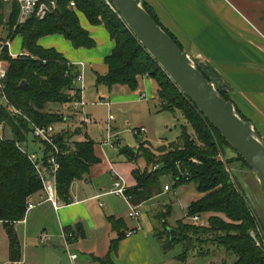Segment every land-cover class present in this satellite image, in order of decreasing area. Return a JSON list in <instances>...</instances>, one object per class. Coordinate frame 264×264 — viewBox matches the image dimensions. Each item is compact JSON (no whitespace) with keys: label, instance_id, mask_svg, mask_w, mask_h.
<instances>
[{"label":"trees","instance_id":"16d2710c","mask_svg":"<svg viewBox=\"0 0 264 264\" xmlns=\"http://www.w3.org/2000/svg\"><path fill=\"white\" fill-rule=\"evenodd\" d=\"M142 4L185 51L176 38L161 25L155 12L145 2L142 1ZM4 5V0H0V12ZM79 14L93 26L103 25L115 43L111 56L105 59L108 72L104 76H97V85H106L110 89L124 86L136 91L141 77L150 78L157 83L161 111L180 112L187 123L182 127L178 142L169 146L152 150L150 144L142 141L137 149L119 148L120 155L129 162L137 163L142 158L147 166L143 172L137 169L132 173L136 185L127 190L132 205L140 206L161 194L164 179L173 182L175 189L194 184L198 193L204 195L188 206L185 219L209 216L206 227L190 225L183 220L172 225L167 220L170 212L168 209L158 214L156 220L161 223V228L155 227L154 235L162 250L169 252L176 246H181L182 253L177 261L187 264L190 254L196 250V243L201 246L200 255H203L204 246L212 244L232 254L235 257L232 264H264V250L257 246L256 239L252 236V231L257 226L254 214L245 195L228 173L227 166L219 159L220 148L229 144L142 48L125 22L105 0H58L57 8L46 18L40 20L33 16L23 25H18L19 5L11 2L7 24L9 39L22 37L23 55L12 57L7 50L2 55L8 71L5 90L10 103L39 126L63 122L62 115L54 114L48 108L52 104L64 106L80 98L77 86L80 67L69 65L56 50L43 49L38 42L47 36L61 35L77 50L95 48L96 43L82 27ZM198 67L210 82H214L213 79L220 82L212 68ZM216 88L226 101L232 102L230 95ZM236 111L242 119L248 121L237 108ZM0 122H4L11 133L10 139L0 140V223L9 239L10 261L19 262L22 254L15 225L25 220L29 200L42 192L43 184L27 157L16 147L17 142L29 141L31 131L28 122L14 118L5 111L0 115ZM71 139L67 132L56 137L61 150L57 190L61 201L66 204L72 203V184L82 180L100 163L93 140L87 138L72 142ZM238 159L250 168L240 156ZM154 165L159 168L149 170ZM109 223L117 233V238L111 241L106 262H110L111 255L117 252L119 243L130 231L123 220L111 217ZM64 230L76 234L71 243L77 242L81 235L84 237L81 227ZM170 230L176 231L173 239Z\"/></svg>","mask_w":264,"mask_h":264},{"label":"crops","instance_id":"0c3cea01","mask_svg":"<svg viewBox=\"0 0 264 264\" xmlns=\"http://www.w3.org/2000/svg\"><path fill=\"white\" fill-rule=\"evenodd\" d=\"M142 1L155 12L161 25L176 38L182 48L190 54L191 58L197 59L203 62L204 66L212 68L219 80L230 86L231 90H233L230 95L235 108L253 124L257 133L264 138V0ZM7 4L11 6V3ZM80 16L86 21V24L81 25L95 41V48L77 50L61 35L44 37L39 40L38 44L43 49L56 50L70 64L80 67L83 65L85 74L91 72L96 81L98 75L104 76L108 72L105 59L111 56L115 49V43L111 40L108 31L103 25L93 26L82 14H79V18ZM1 35L2 40L0 41H4L9 39L10 32L7 29ZM15 38H18L20 42L17 53L14 54L10 51L12 57L23 55V39L21 36H16ZM15 38L12 39V42ZM120 87L124 86H116L109 92L108 103L110 107L114 106L117 112L125 107H135L137 111L133 113V119L139 121L152 117V109L149 105L150 100H156V107L161 109L158 98V86L154 80L141 77L138 90L134 91L136 93L122 90L115 92ZM143 96L146 98L143 99ZM102 100L105 99L102 98L100 102H104ZM49 109L51 110L50 112L63 116L61 130L70 134L72 142L90 139L88 133L89 124L82 123L69 104L61 106V109L52 107H49ZM88 115L90 116V114ZM116 120L117 117H115L114 121ZM112 122L108 121L107 127L109 125L112 132H115L118 136L119 127L112 126ZM126 122L128 126L131 124L129 120ZM132 127L133 132L139 128L146 129L144 125H134ZM7 129L9 128L7 127ZM146 135L147 130L141 137L135 135L137 142L140 144L144 141V136ZM145 141L147 142V140ZM95 143L96 155L100 159V163L96 164L82 180H77L72 184L70 189L72 203L57 212L50 203L39 204L27 213L24 221L16 223L15 230L22 254V259L19 262L29 264L26 245L30 240L31 220H33V223L37 220V224L52 226L53 228L51 232L54 238L50 235V242L46 245L48 247L58 245L63 248L62 243L58 242L59 234H61L62 230L66 228H82L84 237L82 235L79 236V240L72 244L75 253L79 255L78 262L80 264L87 258H91L101 264H142L141 259L143 256H149L150 253L149 236L154 235V228L159 224L154 217L151 219L152 217L149 216L156 208L153 202L156 200L159 202L163 199L157 208L160 214L162 210L171 209V204L180 201L183 197L190 196L192 203L204 196L198 193L194 184H191L190 188L179 187L184 188L180 196V193H177L178 190H173L174 199L167 203L164 201L166 185L163 184L161 194L154 197L151 201L140 205L141 220L137 226L131 227L119 213L118 202L123 201L129 207L128 202L108 195L115 181L112 170L125 180L128 188H132L136 185L132 175L133 171L138 168L144 170L146 162H144L145 165L142 167L140 166L141 161H138L137 164L131 163L126 157L120 155L119 151L108 156L101 149L100 143ZM147 143L152 146L150 142ZM29 144L30 150L39 149V146L30 138ZM152 148L154 149L153 146ZM121 158L124 161L120 160ZM117 168L120 172L116 170ZM103 173L105 174L104 179L101 177ZM40 197L39 194L35 195L32 201L34 202L36 199V203H39ZM112 197L118 200L116 202L111 201L110 198ZM31 211H36V213L35 217L30 220L29 213ZM111 217L123 220L130 230L129 232L133 231L134 234L131 236L126 235V238L119 243L117 252L111 255L110 262H106L110 252L111 241L117 238V233L113 231L109 223V218ZM20 228H22V231ZM3 230L7 235L4 226ZM43 230L48 231L46 228ZM20 232H22V236ZM41 233L34 240L38 246L40 245L39 235ZM55 236H57V239ZM7 251L10 259V243ZM144 264H151L149 258Z\"/></svg>","mask_w":264,"mask_h":264},{"label":"rangeland","instance_id":"374dc122","mask_svg":"<svg viewBox=\"0 0 264 264\" xmlns=\"http://www.w3.org/2000/svg\"><path fill=\"white\" fill-rule=\"evenodd\" d=\"M11 12V6L5 3L3 10L0 12V40H2V32L7 30V24H8V18ZM80 22L81 24H86L85 19L80 16ZM18 38H15L11 44L10 51L12 53H17V48L19 46ZM194 63L197 66H204V63L192 58ZM214 85L221 89L223 92H226L228 95L232 94L230 86H228L225 83H222L221 81L218 82L216 79H213ZM78 88H82L80 83H77ZM110 88L106 85H97L94 76L91 72H88L85 74V84H84V101L86 103V106L84 107V114H90V117L93 120L92 124L88 125V133L90 136V139L94 142L100 143L101 149L110 156L111 153H114L116 151H119V148L122 147H128L131 149H137L138 142L137 138L134 135L133 127L132 126H142L144 125L147 130V135L144 136V141L147 140V142H150L154 149L157 150L164 146H169L170 144L178 142L182 127L187 125L186 121L184 120L181 113H171L167 111H161V109H158L156 107V100H150L149 105L152 109V117L149 119H141V120H135L133 119V113L137 111V108L135 107H125L122 108L119 112L116 111L114 106L108 107L106 105H99L98 102L101 101V99L105 103L109 102V92ZM115 90V89H114ZM115 92L127 91L129 93H136L132 90H130L127 87H120L116 89ZM231 97V95H230ZM50 107L55 109H61V105L59 104H52ZM157 109V110H156ZM49 111H51L48 108ZM54 114H56L54 112ZM110 115H114L117 117L116 121H113L111 124L112 126L119 127L118 130V136L113 137V142L116 141L115 145L116 147L111 146H104V141H106L109 137L108 134V119ZM89 116V115H88ZM127 120L130 121V125L128 126ZM133 123V124H132ZM137 123V124H134ZM81 125V124H80ZM79 125V126H80ZM7 127L5 128V135L6 138H11L10 131H8ZM8 131V132H6ZM190 134L193 136V131L190 129ZM29 138L32 139L31 135H29ZM146 142V141H145ZM31 144V143H30ZM28 145V147L30 146ZM37 144V143H36ZM139 148V147H138ZM221 155L219 156V159L227 166L228 173L232 177L234 183L236 184L237 188L243 192L245 195L251 210L254 214V218L256 219V230L252 231V236L256 239V242H258L260 245L258 247L262 248L264 250V196L260 190V184L256 178L255 172L249 168L244 162H242L240 159H238V156L236 152L227 144L222 145L220 148ZM120 158V157H119ZM120 160H123L121 158ZM140 166L145 165L144 159H139ZM195 163H198L195 160ZM137 164V163H134ZM157 166H150L149 170H155ZM141 172L147 169V166L144 170H141L138 168ZM118 170V168L116 169ZM120 172V170H118ZM102 179L105 178V174L103 173L101 175ZM163 184L170 186V192L165 193L164 201L167 203H170L172 199H174V191L178 190L177 193L183 192L184 188H177L175 189L173 187V182H171L169 179H164ZM187 188H190L192 185H184ZM111 201H117L115 197L110 198ZM121 201V200H120ZM163 199L158 202V200L154 201L153 204L156 205V208L153 210L151 214H149L151 219L156 220L159 214L158 207L159 204H161ZM36 203V199L34 200ZM191 203L190 196H186L181 198L180 201H176L172 203V208H167L170 212L167 215V220L170 224L176 225L178 221H185L187 224L194 225L192 221L189 219H185L186 212L188 209V206ZM119 204V213L121 216L127 221L129 226L134 227L137 226L139 221L141 220H135L130 218L129 212L130 208L125 205V203L118 202ZM166 209V208H165ZM165 210H162L160 213H164ZM36 211H31L30 214V220L31 218L35 217ZM209 216L201 217L202 220L206 222ZM158 222V220H156ZM158 228H161V223L158 222ZM30 231V240L26 245V252H27V259L29 264H72L69 258L68 253L65 252L63 248L60 246L55 247H43L42 245L38 246L36 242L34 241L36 236L40 232H45L47 235H51L53 238V234L51 231H53L52 226L48 227L47 225H40L37 224V220L33 223V220H31ZM44 228L48 229V231L43 230ZM173 228V227H171ZM22 228H20L21 230ZM22 231V230H21ZM20 235L22 236V232H20ZM61 236V234H59ZM58 235V236H59ZM59 236L58 242L62 243L61 237ZM57 236H55L56 238ZM57 239V238H56ZM55 241V240H54ZM149 243H150V253L149 256H143L141 259L142 264L145 263V261H149L151 264H180L177 261V257L182 253L181 246H176L173 250L169 252H164L162 250V246L158 239L155 237V235L149 236ZM56 242V241H55ZM8 244L9 239L7 235L5 234L3 230V226L0 224V264H12L10 259L8 258ZM199 249H201V246L199 243H196V250L195 252L190 254V258L187 261V264H232L235 261V257L228 253L224 248L217 247L212 244H208L204 246L203 255L199 254ZM71 250L75 252L74 246L71 245ZM146 257V258H145ZM82 264H101L98 261H95L91 258H87L83 260Z\"/></svg>","mask_w":264,"mask_h":264},{"label":"water","instance_id":"95a60500","mask_svg":"<svg viewBox=\"0 0 264 264\" xmlns=\"http://www.w3.org/2000/svg\"><path fill=\"white\" fill-rule=\"evenodd\" d=\"M142 48L158 63L181 93L255 172L264 196V140L226 101L167 32L152 18L142 0H109ZM23 85H26L23 83ZM171 238L176 231L170 230Z\"/></svg>","mask_w":264,"mask_h":264},{"label":"built area","instance_id":"2783aa9c","mask_svg":"<svg viewBox=\"0 0 264 264\" xmlns=\"http://www.w3.org/2000/svg\"><path fill=\"white\" fill-rule=\"evenodd\" d=\"M108 6L117 13L116 9L112 5L109 0H105ZM5 3L16 2L20 7V15L18 19V25H23L27 22L28 19L35 16L36 18L43 20L48 15H50L56 8L58 0H4ZM118 14V13H117ZM119 16V14H118ZM120 17V16H119ZM12 40L7 39L4 41H0V115L5 111L10 114V116L14 118L23 119L29 124L30 135L32 137L33 142L37 143L39 146L38 150H30L28 147V142H17L16 147L18 150L24 154L29 162L34 167L36 175L39 177L43 184V190L39 193L40 202L35 203L32 201L33 197L30 198L28 203V212L36 208L39 204L50 203L53 209L57 212L61 208L67 206L65 202L61 201L58 190H57V174L60 170L59 156L61 155V150L56 143V137L61 134L63 131L61 130V123L51 124L49 126H39L20 109L14 107L7 95H6V79H7V65L2 59L3 53L7 50L10 54ZM69 65H73L70 64ZM75 66V65H74ZM80 67V66H78ZM77 83L81 84L80 89V98L72 101L69 105L74 111V114L78 117V119L84 124H92L93 120L87 114H84L83 110L86 106V103L83 99L84 94V84H85V71L84 66L80 67V74L77 78ZM143 99L146 97L143 96ZM99 105H106L110 107L109 103L100 102L97 103ZM115 120V117L110 115L108 121L112 122ZM6 125L4 122H0V140H7L5 135ZM146 133L145 128H139L134 130V134L138 137H141ZM108 134L109 137L106 141H104V146L116 147V141L113 142L114 133L112 129L108 125ZM195 162V160H193ZM159 167L157 166L155 170ZM113 176L115 177V181L113 184L112 190L108 193V195H112L118 198H121L128 202L130 207L129 216L132 219L140 220L142 217V212L139 210L140 206H134L130 203V199L127 195V190L129 189L125 180L114 170H112ZM170 186H165V192L170 191ZM38 195V194H37ZM190 221L193 222L194 225L199 227H206L207 223L202 220L200 216H194L190 218ZM134 234L133 231L128 232L127 236H131ZM61 240L62 247L66 253H68L70 261L72 264H80L78 262L79 255L71 250V240L76 237V234L73 232L67 233L65 230L61 232ZM51 236L47 235V233L42 232L39 235V243L42 246H46L50 242ZM260 244L257 242V246ZM12 264H23L22 262H12Z\"/></svg>","mask_w":264,"mask_h":264}]
</instances>
